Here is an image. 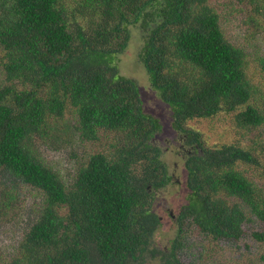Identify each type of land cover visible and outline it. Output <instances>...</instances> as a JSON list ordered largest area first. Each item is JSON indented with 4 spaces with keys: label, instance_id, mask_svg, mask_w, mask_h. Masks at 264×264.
Masks as SVG:
<instances>
[{
    "label": "trees",
    "instance_id": "1",
    "mask_svg": "<svg viewBox=\"0 0 264 264\" xmlns=\"http://www.w3.org/2000/svg\"><path fill=\"white\" fill-rule=\"evenodd\" d=\"M223 3L239 23L223 21ZM130 27L189 146L188 202L161 261L208 264L222 246L264 242V0H0V229L25 224L0 264H144L155 254L153 204L172 176L154 142L161 121L116 65ZM219 114L241 137L208 145L191 122ZM60 123L67 143L97 147L69 180L40 154Z\"/></svg>",
    "mask_w": 264,
    "mask_h": 264
},
{
    "label": "rangeland",
    "instance_id": "2",
    "mask_svg": "<svg viewBox=\"0 0 264 264\" xmlns=\"http://www.w3.org/2000/svg\"><path fill=\"white\" fill-rule=\"evenodd\" d=\"M222 8L225 13L223 14V21L226 19H230L235 23L241 21L231 6L223 3ZM130 29L131 39L129 45L122 54L117 56L116 65L122 76L133 79L138 84L145 112L161 121L163 130L156 136L154 142L161 149L162 160L167 165L172 176V181L164 188L158 190L155 195L152 210L161 217V226L153 237L150 247L155 254H148V258L144 263L163 264V261H161L163 252L170 248L171 242L177 234V214L188 202L189 190L186 185L187 172L184 167L183 151H187L189 146H186L181 136L174 130L172 109L163 102L159 93L152 88L149 76L140 61L143 41L141 40L142 34L139 32V28L130 27ZM230 34L237 42H244L243 35L238 30L234 29ZM248 46L251 48L250 45ZM255 48H257L256 44ZM190 127L198 131L208 145L226 141L233 142L241 137V132H239L238 128L230 123L227 116L222 114L210 120L194 119ZM60 128L61 123L56 124L55 131L57 133L52 138L53 141L44 143L41 146L40 154L49 166L55 168L66 180H69L76 173V169L80 164L78 162L80 156L87 154L90 150H96L97 147H93L88 143L80 144L76 138H74V145L67 143V141L63 140L64 137L60 135ZM35 199V197H30L28 205H31ZM29 211L26 210L24 221L31 217V212ZM20 221L0 229L1 253L10 251L12 246L22 236L25 224ZM250 225L252 228L259 226L257 223H251ZM217 249L218 255L213 257L208 264H264V242L253 238L246 239L245 242L237 246H222Z\"/></svg>",
    "mask_w": 264,
    "mask_h": 264
}]
</instances>
